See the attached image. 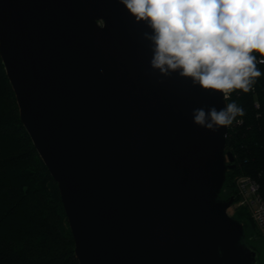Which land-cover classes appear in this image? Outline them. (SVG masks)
<instances>
[{"label": "water", "instance_id": "95a60500", "mask_svg": "<svg viewBox=\"0 0 264 264\" xmlns=\"http://www.w3.org/2000/svg\"><path fill=\"white\" fill-rule=\"evenodd\" d=\"M151 30L119 0H0V55L20 117L57 181L80 264H255L222 199L235 158L224 108L152 69Z\"/></svg>", "mask_w": 264, "mask_h": 264}, {"label": "trees", "instance_id": "16d2710c", "mask_svg": "<svg viewBox=\"0 0 264 264\" xmlns=\"http://www.w3.org/2000/svg\"><path fill=\"white\" fill-rule=\"evenodd\" d=\"M258 67L264 73V64ZM231 102L244 114L229 125L226 151L233 153L236 166L227 171L220 197H233L237 204V178L245 175L257 182L264 201V75L249 92L234 91L227 99ZM233 217L244 224L242 242L251 251L253 241L246 229L253 235L259 231L251 212L237 206ZM0 264H80L58 183L21 121L1 55Z\"/></svg>", "mask_w": 264, "mask_h": 264}, {"label": "clouds", "instance_id": "9594fccd", "mask_svg": "<svg viewBox=\"0 0 264 264\" xmlns=\"http://www.w3.org/2000/svg\"><path fill=\"white\" fill-rule=\"evenodd\" d=\"M137 23L151 30L152 69L173 73L228 99L249 92L264 64V0H119ZM258 53L259 57L254 54ZM235 102L193 110L194 123L217 131L242 116Z\"/></svg>", "mask_w": 264, "mask_h": 264}, {"label": "built area", "instance_id": "2783aa9c", "mask_svg": "<svg viewBox=\"0 0 264 264\" xmlns=\"http://www.w3.org/2000/svg\"><path fill=\"white\" fill-rule=\"evenodd\" d=\"M236 184L238 195L241 196L238 205L249 209L258 229L264 234V201L259 194V185L245 175L238 177ZM234 211V206L228 209L230 215H233Z\"/></svg>", "mask_w": 264, "mask_h": 264}, {"label": "rangeland", "instance_id": "374dc122", "mask_svg": "<svg viewBox=\"0 0 264 264\" xmlns=\"http://www.w3.org/2000/svg\"><path fill=\"white\" fill-rule=\"evenodd\" d=\"M254 233L255 234L253 235L251 228L247 227L246 236L252 238L253 244L251 248L253 251L257 253L258 256L257 264H260L262 262V259H264V234L260 230L259 231L256 230V232Z\"/></svg>", "mask_w": 264, "mask_h": 264}, {"label": "bare ground", "instance_id": "6f19581e", "mask_svg": "<svg viewBox=\"0 0 264 264\" xmlns=\"http://www.w3.org/2000/svg\"><path fill=\"white\" fill-rule=\"evenodd\" d=\"M238 196H239V199H238V202H237V204H234V203H233V206H234V208H236L237 206H239V205H238V203H239V202H240V200H241V196H240V195H238ZM232 216H233V215H232ZM256 254H257V253H256Z\"/></svg>", "mask_w": 264, "mask_h": 264}, {"label": "flooded vegetation", "instance_id": "af4514ba", "mask_svg": "<svg viewBox=\"0 0 264 264\" xmlns=\"http://www.w3.org/2000/svg\"><path fill=\"white\" fill-rule=\"evenodd\" d=\"M222 199H224V198H222ZM255 264H257V261H256V263Z\"/></svg>", "mask_w": 264, "mask_h": 264}]
</instances>
